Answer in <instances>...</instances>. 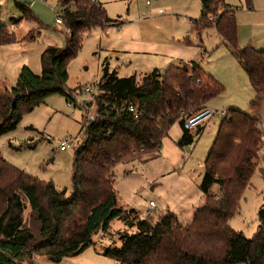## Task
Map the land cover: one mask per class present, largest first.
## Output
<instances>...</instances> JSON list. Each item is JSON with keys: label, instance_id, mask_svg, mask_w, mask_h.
Returning a JSON list of instances; mask_svg holds the SVG:
<instances>
[{"label": "trees", "instance_id": "obj_1", "mask_svg": "<svg viewBox=\"0 0 264 264\" xmlns=\"http://www.w3.org/2000/svg\"><path fill=\"white\" fill-rule=\"evenodd\" d=\"M94 1L59 0L67 45L44 49L40 74L25 65L16 85H0V136L15 130L24 114L50 95L60 94L69 104L74 102L75 90L67 87L68 66L82 48L84 31L125 23L109 17L104 3ZM200 1L201 16L193 21L194 29L201 33L209 26L217 28L247 72L256 97L250 111L229 109L221 122L200 184L205 203L195 211L192 222L182 224L174 214L153 222L139 219L135 210L125 211L119 206L114 168L140 153L160 151L176 122L183 128L178 145L193 144L186 119L222 94L224 86L195 61L127 77L106 67L100 94L94 98L96 114L86 118L85 139L75 153L70 195L14 167L0 153V264H34L38 255L53 260L78 255L94 245V236L108 231L116 218L138 230L123 233L120 246L104 250L105 256L122 264H264V207L253 238L230 224L257 169L264 136L260 117L264 49L239 46L236 12L224 0ZM17 6L22 16L12 19L15 24L24 19L39 24L30 5L17 2ZM36 29L19 39L7 25H0V46L35 39ZM128 103L140 112L138 118L129 112ZM216 184L220 190L214 193Z\"/></svg>", "mask_w": 264, "mask_h": 264}, {"label": "rangeland", "instance_id": "obj_2", "mask_svg": "<svg viewBox=\"0 0 264 264\" xmlns=\"http://www.w3.org/2000/svg\"><path fill=\"white\" fill-rule=\"evenodd\" d=\"M101 1L109 17L125 23L94 26L84 31L82 48L68 66L67 87L75 90L74 102L70 105L66 96L50 95L33 111L25 113L15 130L0 136V153L14 167L40 181L52 182L58 190L70 195L75 153L85 139L86 118L96 114L94 98L100 94L99 83L105 68L116 71L119 77H127L133 71L126 47H137L144 42L168 46L180 44L187 47L193 61L201 63L204 71L224 86V92L206 104L218 113L201 127L190 130L195 138L193 144L178 147L168 157L156 150L119 163L114 168L115 189L119 206L128 212L135 210L139 219L158 222L163 216L174 214L182 224L191 223L195 211L205 203L200 184L217 127L224 119L220 113L231 109L230 104L250 111L251 102L256 97L248 74L215 26L206 27L201 33L194 29L193 21L201 16L200 0ZM17 2L30 5L39 24L26 19L15 24L12 19L22 16ZM224 2L235 9L239 46L243 48L252 44L264 47V0ZM57 11H62L59 0H0V25H7L19 39L37 28L35 39H22L0 48V85L9 88L16 85L25 65L41 73V54L47 46L66 47L68 30L65 25L56 23ZM222 11L223 8L220 9ZM204 52L208 56L203 58ZM87 87L93 92H85ZM86 101L90 103L85 104ZM260 117L264 131V99ZM174 125V135L170 140L177 144L178 134L182 136L183 128L179 122ZM65 140L71 142V147L63 151L61 142ZM262 167L260 164L256 169L238 211L230 220L231 227L243 232L247 238H253L260 225L259 211L264 203ZM219 190V185L213 186L214 193ZM29 215L27 209L25 216L30 222ZM34 231L38 233L37 223H34ZM137 231L135 225L130 226L125 219L116 218L109 230L96 234L94 245L82 253L61 260L38 255L34 264H122L105 256L104 250L120 246L123 233Z\"/></svg>", "mask_w": 264, "mask_h": 264}, {"label": "crops", "instance_id": "obj_3", "mask_svg": "<svg viewBox=\"0 0 264 264\" xmlns=\"http://www.w3.org/2000/svg\"><path fill=\"white\" fill-rule=\"evenodd\" d=\"M100 2L102 1L100 0ZM5 46H8V45L0 46V48H4ZM252 46L258 50H263L261 48H264V47H261L262 45H256V47L254 45ZM126 50H127V55H129L128 59H130V66H131L133 73L134 72H149L156 68L164 71L170 66L180 65L186 61L187 62L193 61L192 60L193 58L187 51V47H183L180 44L168 46V45L151 44L149 42H144L138 45L137 47H134V46L132 48L126 47ZM202 56L203 58L207 57L208 56L207 52H204ZM36 74H40V73H36ZM252 89L254 90L253 86H252ZM254 93L256 94L255 90H254ZM229 107H231V109H241L239 108L240 106L235 105V104H230ZM241 110H244V109H241ZM261 124H262V120H261ZM219 126L217 127L218 129H219ZM173 128L171 127V129L169 130V134L164 138L161 149L159 151L160 154H163L164 156H167V157L170 155L172 151H176L178 147H180L178 146V141L176 144L170 140V137L174 135V132L172 131ZM218 129H217V132H218ZM178 136L179 137L177 138L180 139L181 135L178 134ZM142 154L143 153H140L138 154V156L136 155L135 157H132V159H136V157L139 158ZM260 164H262L263 166L261 169H264V136H263L262 144L260 146L257 168L260 167ZM262 173H263V178H264V170H262ZM263 207H264V203L262 204L261 208Z\"/></svg>", "mask_w": 264, "mask_h": 264}, {"label": "built area", "instance_id": "obj_4", "mask_svg": "<svg viewBox=\"0 0 264 264\" xmlns=\"http://www.w3.org/2000/svg\"><path fill=\"white\" fill-rule=\"evenodd\" d=\"M94 2H96V0ZM56 23L60 24V25H64L61 11H57ZM85 92L92 93L93 89L87 87V88H85ZM70 105H71V103H70ZM127 107L129 109V112L134 114V116L136 118H138L140 116V112L137 110V108L135 107L134 104L128 103ZM217 113H218L217 110L211 109L209 107H205V108L201 109L200 111L189 116L186 119L185 127L189 130H193L195 128H198L201 125H203L206 121L210 120ZM220 114L224 115V118L227 116V112H222ZM70 147H71V142L69 140H65V141L61 142V150L66 151ZM151 205L155 206L154 202H151Z\"/></svg>", "mask_w": 264, "mask_h": 264}, {"label": "water", "instance_id": "obj_5", "mask_svg": "<svg viewBox=\"0 0 264 264\" xmlns=\"http://www.w3.org/2000/svg\"><path fill=\"white\" fill-rule=\"evenodd\" d=\"M85 104L87 103V101L86 102H84Z\"/></svg>", "mask_w": 264, "mask_h": 264}]
</instances>
